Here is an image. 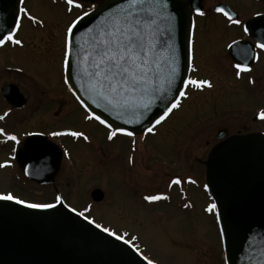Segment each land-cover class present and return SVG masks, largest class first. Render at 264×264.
<instances>
[{
    "label": "flooded vegetation",
    "instance_id": "1",
    "mask_svg": "<svg viewBox=\"0 0 264 264\" xmlns=\"http://www.w3.org/2000/svg\"><path fill=\"white\" fill-rule=\"evenodd\" d=\"M100 1L103 0L92 2L95 8ZM23 6L28 7L33 15L43 18L47 26L40 27L24 19L22 30L19 32V37L24 40V46L8 45L0 48V116L4 117L0 119V128H3L5 133L17 135L19 139V143H16L0 134V164L5 160L10 161L9 166L0 168V171L24 175L37 185L50 184L49 190L54 192L55 197L52 204L63 203L68 209L73 208L65 194L60 191V187L65 180L67 169H74V155L78 159L83 154H89L100 167L111 160L115 163L116 156L122 151H124L122 169L127 167L132 170L127 174L123 185L126 186L127 196L136 206L184 207L185 204L193 206L205 200L212 204L215 201L207 182V172L214 152L232 139L248 136L264 139V119L259 117L260 111L264 110V50L257 47L259 42H264V0H193L188 6L195 24L193 29L195 59L192 63L195 64L197 71H193L190 66L189 75L209 79L213 87L211 89L205 87L203 91L190 88L188 98L182 99L181 108L174 110L156 127L154 133H143L135 137L118 134L113 141L107 139L108 129L95 120L84 118L87 112L63 82L61 58L64 30L65 26L79 14L80 9L73 7L71 13L67 12L65 0H25ZM85 7L89 5L86 4ZM218 7L230 11L234 19H241L243 26L230 23L227 17L216 11ZM197 8L204 11L205 15L200 16ZM254 19H258L259 23L251 24ZM244 26H247V32L244 31ZM210 28H215L220 36L226 37V40L229 37L223 45L224 55L218 56L214 62L208 59L206 51L205 36ZM233 41L237 43L233 44ZM249 48H255L259 59L247 61L250 71L236 69L237 63H244L241 50ZM237 72L240 73L239 76ZM246 85L249 86L246 93L247 101L239 96L240 86ZM225 86L232 96L230 101L236 104H229V108L213 112L203 119L205 124L194 133L189 129L190 134L187 133L184 139L178 138L173 151L180 164L174 166L183 169L173 170V163L170 164L162 158L163 150L157 153L163 141V127L171 129L189 106L208 101ZM5 113L8 114L5 116ZM94 127L99 128L102 135L91 133ZM69 129L83 131L89 139L84 140L71 135L56 137L51 135L53 131L66 132ZM133 139L136 140L135 145L132 144ZM45 148L53 154L58 151L61 159L57 169L46 180L39 181L31 174L39 172V155L41 149ZM130 157L133 158V163L129 162ZM142 158L145 162L150 161L148 166L150 169L151 163L160 162V167L156 168L152 177L167 180L164 185L163 181L153 190L145 186L149 176L146 171L148 168L138 172L137 167ZM80 171L73 170L76 178L80 176ZM198 174H201V177ZM176 177H179L182 183L170 186L172 179ZM19 181L22 183V178ZM96 189L103 192V198L99 202L92 199V192ZM160 193L170 198L151 203L144 199L147 195ZM89 196L91 201L86 204L89 210L76 212L78 214L84 212L85 216L92 219V209L95 205L103 204L107 200V194L103 189L96 187L90 191ZM57 197H61V201L57 202Z\"/></svg>",
    "mask_w": 264,
    "mask_h": 264
},
{
    "label": "water",
    "instance_id": "2",
    "mask_svg": "<svg viewBox=\"0 0 264 264\" xmlns=\"http://www.w3.org/2000/svg\"><path fill=\"white\" fill-rule=\"evenodd\" d=\"M96 1L99 0H91ZM100 2L95 11L78 25L77 35L81 36L83 46H86L88 39L87 28L99 23L100 17L121 0ZM190 3L193 0H167L168 11L174 16L175 40L180 56V76L174 92L181 89V81L190 71L189 66L185 72L186 45L193 33V15L188 6ZM18 6V0H0V23H4L5 27L12 25ZM257 23L258 19L251 22L253 25ZM161 56L165 58L167 54L161 53ZM70 83L76 89L75 94L71 91L75 98L79 95L104 119L114 126L133 130L136 135L147 132L149 121L154 122L168 103L157 99L139 122L126 124L124 120L135 117L126 114L124 120L116 119L114 115L92 103L89 92L84 90L87 87L86 81L83 86L75 79ZM60 159L58 151L53 154L48 148L41 149L39 172L32 173V177L39 181L46 180L57 169ZM207 181L220 213L226 263L264 264L259 261V253L264 249V139L240 137L216 150L211 157ZM92 197L99 202L103 198V192L97 189ZM0 264L147 262L130 244L68 212L63 205L34 209L15 201L0 200Z\"/></svg>",
    "mask_w": 264,
    "mask_h": 264
},
{
    "label": "snow or ice",
    "instance_id": "3",
    "mask_svg": "<svg viewBox=\"0 0 264 264\" xmlns=\"http://www.w3.org/2000/svg\"><path fill=\"white\" fill-rule=\"evenodd\" d=\"M65 2L68 6L67 12L71 13L73 7L80 9V12L65 26L64 30L61 58L63 82L75 94L76 89L73 88L70 81L75 79L81 82L82 86L86 81L87 87L84 90L89 92V99L92 100V103L97 108L103 109L104 112L114 115L116 119L124 120L126 114H131L135 119L124 120V123H137L152 107L155 100L167 101L163 113L154 122L149 121L150 126L146 128L148 133H154L157 125L162 124L174 110L181 108L182 99L188 98L190 88L203 91L205 87L208 89L213 87V83L209 79L186 75L181 81V89L173 91L177 78L180 76V56L175 40L174 16L168 11L167 0H121L100 17L99 23L87 28L86 46L81 44V36L77 35L78 25L95 11V5L91 0H65ZM24 3L25 0H18L19 6L12 25L5 27L4 23H0V48L8 45L24 46V40L19 37L24 19H28L40 27L47 26L45 20L33 15L28 7L23 6ZM86 4L89 7L86 8ZM196 11L200 16L205 15V12L200 8H197ZM216 11L227 17L230 23L243 26V21L239 18L234 19L233 14L226 11L224 7H218ZM257 15H261V13H257ZM161 25L165 27L162 28ZM192 28H195L194 23ZM244 31H248L247 26H244ZM235 43L237 42L233 41V44ZM194 47L193 32L186 45L185 72L189 66L193 71H197L195 64L192 63L195 59ZM257 47L264 50V42H259ZM161 53H166L167 56L162 58ZM241 57L244 63H237L235 68L250 71L247 61L259 59V54L256 53L255 48L242 49ZM239 74L237 72L238 76ZM76 99L87 111L84 117L86 120H95L109 129L107 135L109 141H113L118 134L127 137L136 136L135 131L114 126L104 119L101 114L93 111L79 95L76 96ZM7 114L5 113V116ZM259 117L264 119V110L260 111ZM3 118L0 116V119ZM0 134H4L8 140L19 143L17 135L5 133L3 128H0ZM28 135H37V133H28ZM51 135L53 137L71 135L75 138L89 139L85 132L70 129L66 132L53 131ZM132 144H136L135 139L132 140ZM129 162H134L132 157L129 158ZM9 164L10 161L5 160L0 164V168L7 167ZM181 183V179L176 177L172 179L170 186ZM169 198L164 193L144 197L149 203ZM61 199V197L56 198L57 202ZM0 200L15 201L34 209L55 207V204L51 203L29 202L12 192H0ZM184 207L188 208L190 205L185 204ZM88 210L85 209V211ZM214 210H217L216 203H212L207 209L209 212ZM71 211L76 212L77 209L73 207ZM79 214L84 219H89L84 215V212ZM216 215H220L219 211H216ZM91 223L98 228L102 227L94 219ZM103 231L107 233L111 230L108 227H103ZM111 235L117 236V232L111 231ZM126 236L128 234L124 233L118 236V239L131 244L137 252H140L147 264H157V261L144 255L133 242L137 239L136 237L125 240ZM259 261L264 262V249L259 253Z\"/></svg>",
    "mask_w": 264,
    "mask_h": 264
},
{
    "label": "rangeland",
    "instance_id": "4",
    "mask_svg": "<svg viewBox=\"0 0 264 264\" xmlns=\"http://www.w3.org/2000/svg\"><path fill=\"white\" fill-rule=\"evenodd\" d=\"M228 39L220 36L215 28L207 31L205 40L209 60L214 62L218 56L224 55L223 45ZM248 87V85L240 86L239 96L241 95L245 101L248 99L246 94ZM231 97L228 88L222 87L208 101L189 106L171 129L163 127V141L157 153L163 150L162 158L170 164L173 163V170L183 169L174 166L179 163L173 151L178 138L184 139L189 129L194 133L202 124H205L203 119L212 115L213 112L224 110L229 104H236L230 101ZM91 133L102 135L100 129L96 127ZM123 155L124 151L116 156L115 163L111 160L100 167L89 154H83L78 159L74 155V169H67L65 180L60 187V191L65 194L71 206L79 211L85 210L86 204L91 201L90 191L96 187L101 188L107 194V200L101 205L94 206L91 213L92 220L94 219L102 227H108L111 231L117 232V236L127 233L125 240L136 237L137 239L133 242L144 255L157 261V264H227L223 236L216 215L217 210L207 211L211 203L205 200L188 208L180 205L151 208L136 206L127 196L126 186L123 185L127 174L132 171L127 167L122 169ZM149 163L150 161L145 162L142 158L137 167L138 172L148 168L146 171L149 176L145 186L153 190L164 180L152 177L156 168L160 167V162L151 163V169L148 167ZM73 170L75 172L81 170L80 176L76 178ZM150 175L151 180H149ZM139 176L145 180L142 175ZM198 176L201 177V174ZM20 178L23 180L22 183L19 181ZM49 188H51L50 184L37 185L26 179L24 175L0 171V192H12L32 203H51L55 197L54 192Z\"/></svg>",
    "mask_w": 264,
    "mask_h": 264
}]
</instances>
